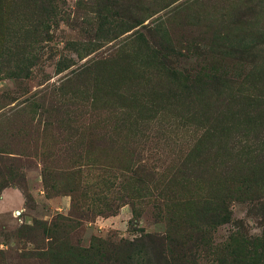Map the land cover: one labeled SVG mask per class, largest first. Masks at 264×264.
Segmentation results:
<instances>
[{
	"label": "rangeland",
	"instance_id": "rangeland-1",
	"mask_svg": "<svg viewBox=\"0 0 264 264\" xmlns=\"http://www.w3.org/2000/svg\"><path fill=\"white\" fill-rule=\"evenodd\" d=\"M254 238L264 0H0V264H250Z\"/></svg>",
	"mask_w": 264,
	"mask_h": 264
},
{
	"label": "trees",
	"instance_id": "trees-1",
	"mask_svg": "<svg viewBox=\"0 0 264 264\" xmlns=\"http://www.w3.org/2000/svg\"><path fill=\"white\" fill-rule=\"evenodd\" d=\"M231 50L232 49L229 50L230 53H231ZM235 50H236L235 54L239 55L242 53V51H244V48H236ZM206 79L207 78H200L198 80V82L199 83L203 82L205 85H210L209 90L210 91H216L217 89L215 87H216V83L218 82L217 80H219L218 77H213V78H210L209 80H206ZM213 81H215V82L211 85V83ZM199 90H201V88ZM214 211H216V209H214ZM225 213H227V211ZM258 241L259 240L257 238H254L250 241H246L247 242V246H246L247 248L244 250V253H245L244 259L247 261V263H250V264H258L259 263L261 253L264 250H263V246L260 245L259 248L261 249V253H260V251L259 252L254 251L253 248H254L256 242H258ZM166 249H167L166 246H165V248L161 247L159 251H157V252L155 251V253H153L152 261L154 264H173V255L168 249L167 250ZM227 254L229 255V257H231V259L236 258L235 250L230 246L227 247ZM148 261L150 262L149 259H148Z\"/></svg>",
	"mask_w": 264,
	"mask_h": 264
}]
</instances>
